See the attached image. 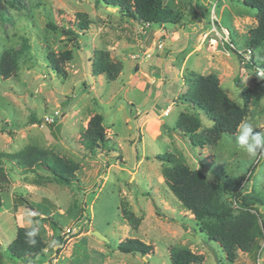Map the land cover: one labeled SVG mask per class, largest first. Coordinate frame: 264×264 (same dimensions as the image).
I'll return each instance as SVG.
<instances>
[{
	"label": "rangeland",
	"instance_id": "1",
	"mask_svg": "<svg viewBox=\"0 0 264 264\" xmlns=\"http://www.w3.org/2000/svg\"><path fill=\"white\" fill-rule=\"evenodd\" d=\"M210 1L165 0L178 22L142 31L140 23L102 0H0L9 19L0 23V59L10 53L15 62L8 78L0 76V167L5 174L0 176V264H171L173 247L202 255L203 264H264V240L258 254L238 251L233 262L218 243L208 242L195 216L167 188L158 160L167 153L182 154L192 170L229 194L252 196L264 188V155L249 157L235 142L237 132L200 147L175 129L182 113L199 117L200 133L212 126L186 102L187 76L195 72L216 74L240 106L243 89H249L245 121L254 131H264V83L255 76L256 67L264 65V45L253 52L254 68L243 65L235 51L245 47L249 30L257 26L256 13L243 0H219L217 16L233 46L223 48L219 39L211 46L204 38L216 0ZM78 13L89 16L88 30L78 28ZM49 23L76 31L78 47ZM99 49L123 65L115 81L93 75ZM55 112L61 117L46 123ZM96 114L104 117L107 142L93 153L84 147L82 134ZM30 146L77 166L75 184L50 182L45 168L24 169L5 156ZM123 199L142 219L137 229L122 218ZM257 209L264 214V207ZM35 217H54L63 230L56 232ZM36 221L46 230L47 249L31 262L14 257L10 244L17 229ZM68 229L73 233L67 235ZM130 238L152 245L153 252H120L118 245ZM52 240L56 247H50Z\"/></svg>",
	"mask_w": 264,
	"mask_h": 264
},
{
	"label": "trees",
	"instance_id": "2",
	"mask_svg": "<svg viewBox=\"0 0 264 264\" xmlns=\"http://www.w3.org/2000/svg\"><path fill=\"white\" fill-rule=\"evenodd\" d=\"M102 2L108 7L117 8L125 17L140 23L143 28L178 22V15L165 0H102ZM243 4L256 13L257 26L249 30L245 40V46L255 51L264 45V0H243ZM8 20L6 7L0 3V23ZM77 20L80 30L89 29L91 21L86 13H78ZM48 28L60 30L75 47H78L79 34L73 29L58 27L53 23H49ZM65 54L66 57H70L71 53ZM13 64L15 62L10 53L1 57L0 76L8 78ZM245 66L256 67L253 62ZM261 66L264 68V65ZM54 67L56 71L61 72L57 65ZM122 70L123 65L120 62H113L108 51L95 50L92 63L94 76H105L107 80L115 81ZM255 76L259 84L264 83V77ZM186 83L189 92L186 95V102L212 122L209 129L200 133L202 123L198 116L180 114L175 129L189 135L193 146L216 145L224 134H234L238 131L239 124L248 116L249 89H243L244 105L240 106L224 92L216 74L203 76L191 72ZM236 84L241 87L239 80ZM103 121L102 114L94 115L82 134L83 145L90 152L96 153L107 142ZM5 156L16 160L24 169H31L34 166L45 168L52 176L49 181L58 185L71 187L76 182L77 166L72 168L38 147L30 146L16 154ZM158 160L162 163V176L173 197L195 216L206 240L218 243L230 262L235 260L238 251L248 254H258L261 251L260 243L264 240V214L257 208L264 207V188L252 196H246L241 192L229 194L224 186L209 183L201 171L192 170L182 154L167 153L159 156ZM0 176H5L1 167ZM1 205L0 193V207ZM119 209L123 220L132 229L140 226L142 219L136 216L127 200H121ZM35 219L48 222L56 232L63 230V226L54 217ZM33 226L17 229L16 236L10 244V251L14 257L31 262L30 260L47 249L46 230L43 225H38L40 231L35 238L36 244L31 245L27 242L25 234ZM118 250L125 254L146 256L153 252V246L139 239L130 238L122 241L118 245ZM170 259L171 264L204 262L202 255L175 247L170 249Z\"/></svg>",
	"mask_w": 264,
	"mask_h": 264
},
{
	"label": "clouds",
	"instance_id": "3",
	"mask_svg": "<svg viewBox=\"0 0 264 264\" xmlns=\"http://www.w3.org/2000/svg\"><path fill=\"white\" fill-rule=\"evenodd\" d=\"M258 75L264 77V69L258 70ZM235 142L249 157H257L258 154L264 155V131H254V127L250 122L243 121L239 124ZM29 223L32 224L33 222L29 220ZM38 224L39 221H36L31 230L25 234L27 242L31 245H35L37 242L35 238L40 231ZM57 244L56 240H52L50 247H56ZM257 264H260V262L258 261Z\"/></svg>",
	"mask_w": 264,
	"mask_h": 264
},
{
	"label": "built area",
	"instance_id": "4",
	"mask_svg": "<svg viewBox=\"0 0 264 264\" xmlns=\"http://www.w3.org/2000/svg\"><path fill=\"white\" fill-rule=\"evenodd\" d=\"M211 2L212 1L209 0V4ZM218 3H219V0H216L212 7V11H211L210 19H209L210 29L208 31V34H205L204 38L210 43L211 46L216 47V45L218 44V41L220 40L221 46L223 48H225L227 45L230 47V46H233L232 44L233 41L229 38L230 31L221 25L220 20L217 16ZM142 31H144L143 27H142ZM235 51L237 52L238 58L243 65L251 64L253 62L254 60L253 52L254 51L251 48L245 46L244 48L238 49ZM260 69H264V68L256 67L257 76H259L258 70ZM259 77H262V76H259ZM60 117H61L60 113L55 112L53 114L46 116L44 120L46 123H54ZM66 233L67 235H70L73 232L71 231V229H68L66 230Z\"/></svg>",
	"mask_w": 264,
	"mask_h": 264
},
{
	"label": "water",
	"instance_id": "5",
	"mask_svg": "<svg viewBox=\"0 0 264 264\" xmlns=\"http://www.w3.org/2000/svg\"><path fill=\"white\" fill-rule=\"evenodd\" d=\"M94 236H96L98 239L103 240V241H107V239L103 236H101L99 233L97 232H91Z\"/></svg>",
	"mask_w": 264,
	"mask_h": 264
},
{
	"label": "crops",
	"instance_id": "6",
	"mask_svg": "<svg viewBox=\"0 0 264 264\" xmlns=\"http://www.w3.org/2000/svg\"><path fill=\"white\" fill-rule=\"evenodd\" d=\"M208 24H209V23H208ZM152 27H154V26H152ZM152 27H146V28L151 29Z\"/></svg>",
	"mask_w": 264,
	"mask_h": 264
}]
</instances>
